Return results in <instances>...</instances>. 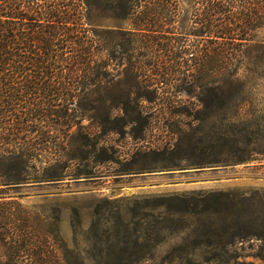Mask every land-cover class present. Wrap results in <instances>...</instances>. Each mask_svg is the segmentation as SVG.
Returning <instances> with one entry per match:
<instances>
[{
    "label": "rangeland",
    "instance_id": "1",
    "mask_svg": "<svg viewBox=\"0 0 264 264\" xmlns=\"http://www.w3.org/2000/svg\"><path fill=\"white\" fill-rule=\"evenodd\" d=\"M193 2L179 0L178 20L163 28L172 52L160 60L114 33L127 52L121 69L107 89L75 104L80 123L64 161L48 170L67 176L6 191L59 212L62 238L87 264L118 262L123 252L130 264H264V46H244L240 79L200 87L206 36L194 32ZM102 7L89 8L91 26L116 29L109 0ZM137 60L153 63L133 88ZM192 165L216 166V185L174 192L154 178Z\"/></svg>",
    "mask_w": 264,
    "mask_h": 264
},
{
    "label": "trees",
    "instance_id": "2",
    "mask_svg": "<svg viewBox=\"0 0 264 264\" xmlns=\"http://www.w3.org/2000/svg\"><path fill=\"white\" fill-rule=\"evenodd\" d=\"M103 1L0 0V264H87L62 238L59 212L26 206L6 191L30 179L67 176L48 170L64 161L70 129L80 123L75 104L107 89L121 69L127 52L115 32L123 40L141 41L134 53L160 60L172 52L169 41L161 42L162 30L178 20L179 0H109L119 24L102 31L91 26L88 10L101 14ZM193 3L198 10L194 32L206 36L200 87L223 89L229 79L241 78L244 46H264V0ZM152 63H132L133 88ZM154 83L149 79L145 85ZM123 253V260L104 264H130Z\"/></svg>",
    "mask_w": 264,
    "mask_h": 264
},
{
    "label": "crops",
    "instance_id": "3",
    "mask_svg": "<svg viewBox=\"0 0 264 264\" xmlns=\"http://www.w3.org/2000/svg\"><path fill=\"white\" fill-rule=\"evenodd\" d=\"M213 167L216 166H181L176 171L172 168L162 169L160 173L154 175V178L159 184H163L164 188L174 190V192H193L216 185L218 171Z\"/></svg>",
    "mask_w": 264,
    "mask_h": 264
}]
</instances>
